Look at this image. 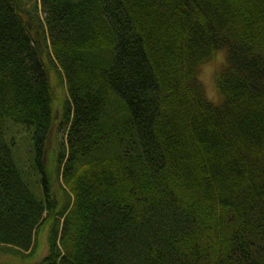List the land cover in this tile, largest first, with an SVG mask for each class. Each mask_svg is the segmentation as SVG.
Returning <instances> with one entry per match:
<instances>
[{
  "label": "trees",
  "instance_id": "trees-1",
  "mask_svg": "<svg viewBox=\"0 0 264 264\" xmlns=\"http://www.w3.org/2000/svg\"><path fill=\"white\" fill-rule=\"evenodd\" d=\"M213 48L218 107L194 76ZM0 256L264 264V0H0Z\"/></svg>",
  "mask_w": 264,
  "mask_h": 264
},
{
  "label": "rangeland",
  "instance_id": "rangeland-1",
  "mask_svg": "<svg viewBox=\"0 0 264 264\" xmlns=\"http://www.w3.org/2000/svg\"><path fill=\"white\" fill-rule=\"evenodd\" d=\"M49 78H50V83L56 94V102L54 107L57 111H59L61 109L64 99L66 98L65 90L63 88V84L59 80V77L55 71L49 73ZM17 124L19 125H14L12 123L8 124L9 126L8 136L13 137L15 140L16 148L15 147L13 148L14 156L20 160V163L22 165L27 166L29 160H31L30 163L33 162V146L31 143L32 129L27 128V126L22 123H17ZM56 127L57 125L55 124L52 128V131L50 132L51 135L50 141H52L53 138L57 142L64 143L66 125L65 124L61 125L59 129H57V132H56ZM49 151H50V142L47 147L46 154L49 153ZM47 162H49V158H47ZM0 262L4 264H20L15 259L7 256H0Z\"/></svg>",
  "mask_w": 264,
  "mask_h": 264
},
{
  "label": "clouds",
  "instance_id": "clouds-1",
  "mask_svg": "<svg viewBox=\"0 0 264 264\" xmlns=\"http://www.w3.org/2000/svg\"><path fill=\"white\" fill-rule=\"evenodd\" d=\"M229 66L228 54L222 49H211L209 59L197 65L195 79L203 89V99L207 104L218 107L223 101L220 81Z\"/></svg>",
  "mask_w": 264,
  "mask_h": 264
}]
</instances>
